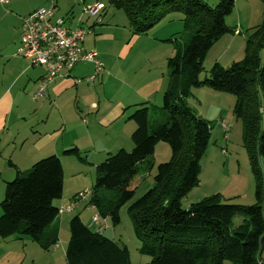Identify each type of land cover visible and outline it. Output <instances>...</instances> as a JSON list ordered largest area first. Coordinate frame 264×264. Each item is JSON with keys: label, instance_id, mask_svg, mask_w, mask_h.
<instances>
[{"label": "trees", "instance_id": "trees-1", "mask_svg": "<svg viewBox=\"0 0 264 264\" xmlns=\"http://www.w3.org/2000/svg\"><path fill=\"white\" fill-rule=\"evenodd\" d=\"M235 1L219 0L216 7L201 0L109 1L113 10L126 14L133 35H147L172 14L183 16L188 34L183 41H171L176 49L167 62L169 83L162 108L144 103L130 117L136 125L132 152L119 150L96 167L91 202L100 216L111 218L116 226L121 223L120 208L135 196L131 182L140 171L153 168L152 157L160 142L170 146L172 159L157 167L154 188L128 209L140 253L151 258L148 264H264V20L247 38L243 60L228 68L216 63L209 79L200 80L210 50L223 36L234 33L226 19L234 12ZM202 87L236 98L233 114L243 123L246 146L257 151L262 163L259 167L252 151L254 205L231 204L218 194L187 210L182 207V200L199 185L201 160L211 139V123L189 105L193 89ZM63 156L88 163L77 148ZM9 164L16 177L6 183L0 204V238L27 236L42 250L53 252L59 244L58 218L62 215L56 202L64 192L61 158L42 159L27 171L12 161ZM105 192L115 195L109 198ZM237 218H242L239 226L234 225ZM66 264L133 263L126 245L95 233L75 216L70 222Z\"/></svg>", "mask_w": 264, "mask_h": 264}, {"label": "crops", "instance_id": "crops-1", "mask_svg": "<svg viewBox=\"0 0 264 264\" xmlns=\"http://www.w3.org/2000/svg\"><path fill=\"white\" fill-rule=\"evenodd\" d=\"M14 1L9 0L6 4L0 1V23L3 27V33H0V150L6 146L17 153L18 157L14 159L12 156L10 161L24 171L30 170L41 159L58 156L61 158L66 179V171H81L82 165L75 157L63 156L69 149L77 148L87 156L89 165L83 166H88L89 169L92 167L93 171L100 161L119 150L134 149L131 137L136 125L130 117L141 104L146 103L149 107L157 108L162 103L169 83L167 62L175 55L176 49L175 43L171 41L181 39L177 35L182 30L183 16L169 15L152 33L143 36L133 35L129 29L128 18L115 13L116 10L112 11L111 17L106 10L99 19H84L82 14L77 19L73 16L71 21L66 19L72 29L83 27L91 31L85 39L84 49L96 53L104 69L95 82L89 84L84 80L93 76L94 66L90 63L78 64L69 77L50 83L46 95L34 101L46 69L33 67L16 54L21 45V19L40 7L17 9L14 12L2 9L7 4L17 6ZM53 1L56 9V2ZM41 3L45 4V1ZM91 4L93 3L88 5ZM67 12L66 8L59 12L55 10L58 18H62L60 15L64 16ZM238 21L240 27L232 28L234 32H241L243 27L251 25L249 19H246V24L240 18ZM236 40H228L230 47L225 52L231 51ZM223 56L213 63L224 65ZM78 80L83 82L77 83ZM220 98L222 103L218 100L213 102L215 113L212 118L203 109L199 110L193 104L190 106L202 118L211 119L210 123L224 122L230 116L228 104L231 99L225 93ZM191 100H197L200 104L198 107L202 108L200 96L194 95ZM65 179L63 197L58 207L71 195L74 198L90 186H75L73 194L65 196ZM240 196L246 200L249 198L245 192ZM82 208L85 210L82 215L87 210L91 211V217L99 213L97 208L93 209L87 204ZM72 214L64 213L58 218L59 244L53 250L52 256L56 262L62 264H66V251L70 241L68 228L72 220V217L66 215ZM82 215L78 214L80 218ZM91 217L86 216L84 220L81 218L90 229ZM108 220L109 218L101 216L99 223L107 224L108 229Z\"/></svg>", "mask_w": 264, "mask_h": 264}, {"label": "rangeland", "instance_id": "rangeland-1", "mask_svg": "<svg viewBox=\"0 0 264 264\" xmlns=\"http://www.w3.org/2000/svg\"><path fill=\"white\" fill-rule=\"evenodd\" d=\"M42 1H45V4H42ZM109 1L110 0H55L57 12H59L62 8L68 9V12L64 16L60 15V17H65L64 19H68L69 21L73 20V16L74 19H77L79 14H82L84 19H87L88 16L85 14L86 7L88 4L96 2L108 7L107 14L109 17H111L113 9L111 8ZM201 1L211 7H216L219 3V0ZM14 2L17 5L14 6L15 9L13 5L11 6L8 4L5 5L4 8L2 7V9L8 12H14L17 9H34L36 6L40 8L49 7L52 3L51 0H15ZM166 6L167 5L161 9H158L157 11H163ZM115 13H119L123 17H127L123 11L116 10ZM239 18L243 20L244 24L247 22L246 19L251 20L250 27H243V29L239 28L242 30L241 32L233 31L234 33L226 34L220 39L221 41L219 40V43L217 42L215 44L204 61V71L200 75V80L202 82L206 79H209V72L215 64L213 63L214 60L220 56H223V54L228 55L227 57L229 58V60H227V57L225 55L223 56L225 59H223L224 65H222V67L225 68H228L233 63L239 62L245 58L247 38L252 35L253 29L258 27L264 20V0H236L234 12L226 19L227 26L231 29H235L237 26H239ZM181 24L182 30L177 35V38H181L183 41L188 37V34L185 33L186 28L184 22ZM71 26H73V24H71ZM0 27L2 30L0 33H3V27L1 26V23ZM152 31L153 30H151L148 34L152 33ZM239 33L242 34L240 35ZM231 38L237 39V42L232 46L231 51L225 52V50L230 47L229 41ZM240 44L242 47H239ZM233 60L236 61L233 62ZM261 62L264 66V52L261 54ZM193 94L196 97L200 96V99L202 100V108L198 107L200 104L197 100H190L189 105L192 106L193 104V106H197L199 110L203 109L206 111L207 116L209 113L211 114L209 115V118H212L215 113L212 108L213 102H215L214 100H218V102L222 103L220 98L222 93L220 94V92H215L207 87H202L194 88ZM227 95L231 99V103L228 104V108H230V110H228L230 112L229 119L224 122L211 123V139L207 151L201 160V173L199 176L200 182L199 185L182 200V207L185 210L190 208L191 205L201 202L205 198L216 194H220L224 200H227V202L231 204L251 206L256 203L255 180L251 163L252 154L257 158L259 167L262 166V163H260L257 151H250L246 146L243 123L233 114L236 104L235 96L231 94ZM162 105L163 101L158 107H156L162 108ZM210 120L211 119L207 121L211 122ZM223 123L230 124L229 132H226L222 127ZM131 143H133L132 139ZM132 150L133 149H129L126 151L132 152ZM1 152L3 157L0 159V204L5 198L6 183L14 181L16 177V171L10 166L9 162L12 156L14 159L18 157L17 153L12 152V150L6 146L3 147ZM8 157H10V159ZM171 159L172 151L170 146L167 143L160 142L156 146V152L152 157L153 168L143 172L140 171L129 185L131 190H135V196L131 202L120 208L121 223L114 226L113 220L111 218L108 220V229L104 232V236L113 238V240L119 244L126 245L130 251V258L133 264H148L151 262V258L140 253L141 245L134 234L132 217L128 212L129 206L134 201L143 197L152 188H154L157 167L161 164L170 162ZM105 160L106 159L100 161L99 165L104 163ZM83 165H89V163H82L80 166L81 171H66V179L64 177L67 186L65 196L73 194L75 186H79L81 184H90L88 190H93L95 185L96 169L93 171L91 166H89L91 167L89 169L88 166ZM243 192L248 195V200L242 199L241 196L239 197V195H241ZM104 194H106L109 198H112L113 194L115 195V193L112 192H105ZM72 196L73 195H71V197L66 201L60 203V206L68 205L73 200ZM59 201L56 202V205L59 204ZM89 203L90 202H87L85 204L88 206ZM85 204H79L78 208L72 212V215L66 216L72 218L78 216V214L81 216L85 211L82 208L83 206L85 207ZM1 215L2 211L0 208V216ZM86 216L91 217V211L89 212L87 210L81 218L84 220ZM91 219L92 217L90 220ZM241 223L242 218H237L234 222V225L239 226ZM105 225L107 226V224ZM91 228L93 231L94 227H92V222ZM68 230L70 232V225ZM52 255V251L46 252L42 250L37 243L33 242L27 236H13L8 239L0 238V264H62L59 261L56 262ZM262 260L264 261V250L262 252ZM224 264L235 263L226 261Z\"/></svg>", "mask_w": 264, "mask_h": 264}, {"label": "built area", "instance_id": "built-area-1", "mask_svg": "<svg viewBox=\"0 0 264 264\" xmlns=\"http://www.w3.org/2000/svg\"><path fill=\"white\" fill-rule=\"evenodd\" d=\"M6 4L9 0H0ZM49 7L40 8L22 20L21 45L17 50V56L27 60L33 67L46 69L45 76L40 80L38 89L34 95V101L40 100L46 95L50 83L59 78L69 77L78 64L90 63L94 66L93 76L84 81L93 84L103 71V63L94 52L84 49L86 37L90 30L83 27L72 29L68 20L56 17L55 3L51 0ZM104 10V5L96 2L88 5L85 14L90 18H97ZM78 80L77 83H82ZM226 132L230 131V124L223 123ZM93 191L85 190L78 193L73 200L60 207V213H72L81 203H89V207L96 209L92 204ZM100 213L92 217V227L95 233L103 234L107 226L100 222ZM92 229V228H91Z\"/></svg>", "mask_w": 264, "mask_h": 264}]
</instances>
